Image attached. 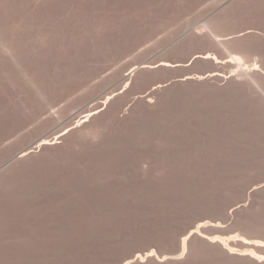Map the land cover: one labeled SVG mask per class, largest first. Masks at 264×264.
Instances as JSON below:
<instances>
[{
  "label": "rangeland",
  "instance_id": "374dc122",
  "mask_svg": "<svg viewBox=\"0 0 264 264\" xmlns=\"http://www.w3.org/2000/svg\"><path fill=\"white\" fill-rule=\"evenodd\" d=\"M0 264H264V0H0Z\"/></svg>",
  "mask_w": 264,
  "mask_h": 264
},
{
  "label": "trees",
  "instance_id": "16d2710c",
  "mask_svg": "<svg viewBox=\"0 0 264 264\" xmlns=\"http://www.w3.org/2000/svg\"><path fill=\"white\" fill-rule=\"evenodd\" d=\"M192 238V235L189 237V240Z\"/></svg>",
  "mask_w": 264,
  "mask_h": 264
},
{
  "label": "bare ground",
  "instance_id": "6f19581e",
  "mask_svg": "<svg viewBox=\"0 0 264 264\" xmlns=\"http://www.w3.org/2000/svg\"><path fill=\"white\" fill-rule=\"evenodd\" d=\"M202 229V228H201Z\"/></svg>",
  "mask_w": 264,
  "mask_h": 264
},
{
  "label": "water",
  "instance_id": "95a60500",
  "mask_svg": "<svg viewBox=\"0 0 264 264\" xmlns=\"http://www.w3.org/2000/svg\"><path fill=\"white\" fill-rule=\"evenodd\" d=\"M235 209V208H234Z\"/></svg>",
  "mask_w": 264,
  "mask_h": 264
}]
</instances>
